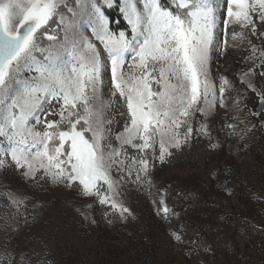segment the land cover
<instances>
[{"label": "rangeland", "instance_id": "rangeland-1", "mask_svg": "<svg viewBox=\"0 0 264 264\" xmlns=\"http://www.w3.org/2000/svg\"><path fill=\"white\" fill-rule=\"evenodd\" d=\"M68 4L75 7V0ZM93 4L112 33L125 31L130 38L122 0H111V6L106 0H85L84 11L76 16L67 8L63 12L91 37ZM215 4L219 19L208 66L215 104L209 107L201 99L204 113L195 111L188 120L191 136L179 148L169 147L163 160L158 141L146 153L124 146L120 159L125 164L120 171L114 167L111 175L116 183L113 199L127 212L81 195L78 183L73 187L54 183L43 172L35 179L25 177V169L10 156H0L5 161L0 166V264H264V81L258 85L256 79L264 73V58L259 52L249 58L253 45L264 50L260 35L264 24L254 17L256 35L250 26L245 29L236 23L225 30L226 2L215 0ZM49 32L57 41L39 43L58 47L63 30L50 23ZM233 33H242L243 38L234 41ZM221 77L229 81L223 107ZM104 82V99L113 100L104 110L105 121H111L108 139L120 147L115 136L123 131L127 110L118 96L110 97L107 71ZM52 106L58 110L55 102ZM187 126L180 129L181 137ZM202 126L206 133L199 131ZM0 148H7V142ZM141 156L149 168L137 179V168L128 166Z\"/></svg>", "mask_w": 264, "mask_h": 264}, {"label": "snow or ice", "instance_id": "snow-or-ice-1", "mask_svg": "<svg viewBox=\"0 0 264 264\" xmlns=\"http://www.w3.org/2000/svg\"><path fill=\"white\" fill-rule=\"evenodd\" d=\"M106 2L111 6V0ZM225 2V30L236 23L250 26L256 35L254 17L264 24V0ZM84 4L85 0H75V7H69L68 0H0V143L7 142L0 156H10L25 169V177L35 179L43 172L54 183H78L81 195L127 212L113 199L116 183L111 175L114 167L120 171L125 164L120 159L124 146L146 153L158 141L163 160L169 147L179 148L191 136L188 120L195 111L204 113L201 99L209 107L215 104L208 66L218 5L215 0H122L129 38L125 31L112 33L95 4L96 19L88 22L92 35L85 36L63 12L67 8L76 16ZM50 23L63 30L64 39L58 47L45 48L39 41L58 39L50 34ZM238 37L243 34H232L234 41ZM257 52L264 58V50L255 45L249 58H256ZM105 71L110 73V97L118 96L127 110L123 131L115 136L120 147L108 139L111 121L104 119V110L113 103L104 99ZM228 83L221 77L222 107ZM199 131L206 133V126ZM4 163L0 159V166ZM133 166L140 179L149 161L134 158L128 167ZM162 210L169 212L166 206Z\"/></svg>", "mask_w": 264, "mask_h": 264}, {"label": "trees", "instance_id": "trees-1", "mask_svg": "<svg viewBox=\"0 0 264 264\" xmlns=\"http://www.w3.org/2000/svg\"><path fill=\"white\" fill-rule=\"evenodd\" d=\"M256 79H257V81H258V85H261V83H263V81H264V73H263V74H262V73L259 74V75L257 76ZM252 105H253V104H252ZM252 105H251V106H252ZM251 106H250V107H251Z\"/></svg>", "mask_w": 264, "mask_h": 264}]
</instances>
